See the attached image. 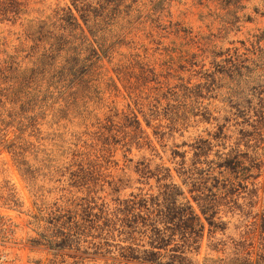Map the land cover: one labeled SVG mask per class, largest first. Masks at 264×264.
I'll return each instance as SVG.
<instances>
[{
  "label": "rangeland",
  "instance_id": "rangeland-1",
  "mask_svg": "<svg viewBox=\"0 0 264 264\" xmlns=\"http://www.w3.org/2000/svg\"><path fill=\"white\" fill-rule=\"evenodd\" d=\"M19 1L0 19V62L21 72L4 83L0 264H255L264 0ZM70 14L83 30L49 51ZM88 190L102 228L47 243L39 209Z\"/></svg>",
  "mask_w": 264,
  "mask_h": 264
},
{
  "label": "trees",
  "instance_id": "trees-1",
  "mask_svg": "<svg viewBox=\"0 0 264 264\" xmlns=\"http://www.w3.org/2000/svg\"><path fill=\"white\" fill-rule=\"evenodd\" d=\"M19 5V0H0V19H8V16L17 15ZM69 17L70 20H66L67 24L65 25L63 32L58 35L50 36L53 42L49 43V51L54 50V46L60 47L61 50H64L63 47L66 46V43H70L68 39H66L67 35H64V32L72 33L75 28L83 30L79 22L72 14H70ZM65 34L71 35L70 33ZM9 59L11 60V57L3 60L2 63L0 62V121L2 114L8 110L6 106L13 103L14 100L11 98L16 93L19 84V82H15L10 84L8 87H4V83L6 82V73L7 71L15 72L17 76H20L21 73L17 68L11 66V63L8 61ZM256 112L264 118V104H260ZM86 183L88 182H85L82 177H79V180L76 179L72 183V186L77 187L80 185L82 187H88L84 186ZM95 198L93 190H88L87 195L83 197H59L58 201L61 203L59 204L57 203L58 201H56L54 209H39L37 220L44 223V225L42 224L44 232L46 230L49 231V235H45L42 238L49 244H55L58 242V239L62 240L79 237L87 229L95 230L96 228H102V226L100 227V222L103 221L104 218V205L102 203L98 204ZM44 212L46 213V216L43 214ZM252 219L250 227L248 228V233L250 234L248 241H252L254 234L257 232L258 250H260L263 255L258 256L255 264H264V208L258 225L256 222V214L252 216ZM132 222H134V220H131V223ZM139 261L141 264H153L156 262V260L146 258H141Z\"/></svg>",
  "mask_w": 264,
  "mask_h": 264
}]
</instances>
